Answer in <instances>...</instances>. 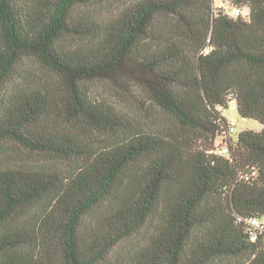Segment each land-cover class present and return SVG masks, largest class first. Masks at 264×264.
Returning a JSON list of instances; mask_svg holds the SVG:
<instances>
[{
    "label": "trees",
    "instance_id": "obj_1",
    "mask_svg": "<svg viewBox=\"0 0 264 264\" xmlns=\"http://www.w3.org/2000/svg\"><path fill=\"white\" fill-rule=\"evenodd\" d=\"M221 1L0 0V158H41L0 167V264H264V0Z\"/></svg>",
    "mask_w": 264,
    "mask_h": 264
},
{
    "label": "rangeland",
    "instance_id": "obj_2",
    "mask_svg": "<svg viewBox=\"0 0 264 264\" xmlns=\"http://www.w3.org/2000/svg\"><path fill=\"white\" fill-rule=\"evenodd\" d=\"M115 3L116 1L109 2L104 5L95 6L94 9L96 12L101 13L102 15H109L110 13L114 12V7H116ZM231 6L232 5L227 2L216 0V7L218 8L229 11L227 7ZM245 9V15L247 16L249 14V9ZM88 88L91 96L98 101L110 103L115 108H117V110L128 115H131L137 111L141 116H145V110L143 109L148 108V101L144 94L136 89L131 83L96 81L91 83ZM224 114L231 122L233 121L237 124V133L234 137V140H236L239 133L245 130L260 131L262 129V126L259 122L251 119H243L238 113L235 102L230 104L229 108L225 110ZM145 118L148 123V117L145 116ZM32 161L35 163L41 162V158H34L26 153L23 149L12 148L8 154L0 158V167L9 163H30Z\"/></svg>",
    "mask_w": 264,
    "mask_h": 264
},
{
    "label": "built area",
    "instance_id": "obj_3",
    "mask_svg": "<svg viewBox=\"0 0 264 264\" xmlns=\"http://www.w3.org/2000/svg\"><path fill=\"white\" fill-rule=\"evenodd\" d=\"M229 11L224 10V12L234 18L237 17H244L245 15V8H238V7H227ZM237 133V124L236 122H230V128L228 131L220 134L218 136V139L216 141L215 149L213 150V153L220 156L227 158L229 157V148L228 144L230 141H234V137ZM248 224L250 227H252L255 231L258 232H264V218H250L248 220Z\"/></svg>",
    "mask_w": 264,
    "mask_h": 264
},
{
    "label": "crops",
    "instance_id": "obj_4",
    "mask_svg": "<svg viewBox=\"0 0 264 264\" xmlns=\"http://www.w3.org/2000/svg\"><path fill=\"white\" fill-rule=\"evenodd\" d=\"M225 113V112H224ZM224 116H225V114H224ZM225 118L228 120V121H230L226 116H225ZM231 122V121H230Z\"/></svg>",
    "mask_w": 264,
    "mask_h": 264
}]
</instances>
